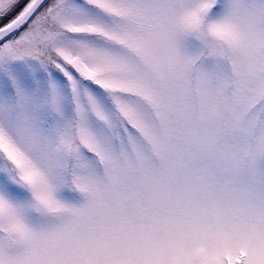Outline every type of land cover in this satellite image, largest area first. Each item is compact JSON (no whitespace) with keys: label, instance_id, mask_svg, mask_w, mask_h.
Instances as JSON below:
<instances>
[{"label":"snow or ice","instance_id":"snow-or-ice-1","mask_svg":"<svg viewBox=\"0 0 264 264\" xmlns=\"http://www.w3.org/2000/svg\"><path fill=\"white\" fill-rule=\"evenodd\" d=\"M0 264H264V0H0Z\"/></svg>","mask_w":264,"mask_h":264}]
</instances>
